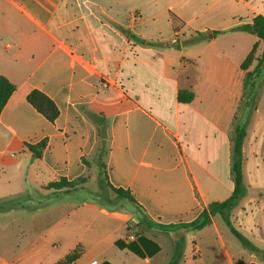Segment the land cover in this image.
Returning a JSON list of instances; mask_svg holds the SVG:
<instances>
[{
  "label": "crops",
  "instance_id": "0c3cea01",
  "mask_svg": "<svg viewBox=\"0 0 264 264\" xmlns=\"http://www.w3.org/2000/svg\"><path fill=\"white\" fill-rule=\"evenodd\" d=\"M258 16L264 0H0V77L16 88L0 114V186L16 189V198L83 177L106 133L107 181L130 192L150 224L135 207L83 202L69 215L91 221L63 219L49 246L82 247L76 264H170L177 245L178 264H264L225 238L219 215L202 230L186 226L234 190V129L254 69L242 64L254 47L257 58L264 51L238 28ZM177 37L181 49L173 50ZM189 63L195 98L185 104L178 84ZM33 91L55 103L56 120L29 103ZM42 142L35 158L29 146ZM214 184L215 193L228 191L223 198L213 200ZM133 218L147 230L139 233ZM209 230L217 246L203 244ZM117 241L134 243L143 257Z\"/></svg>",
  "mask_w": 264,
  "mask_h": 264
},
{
  "label": "rangeland",
  "instance_id": "374dc122",
  "mask_svg": "<svg viewBox=\"0 0 264 264\" xmlns=\"http://www.w3.org/2000/svg\"><path fill=\"white\" fill-rule=\"evenodd\" d=\"M261 56L257 58L255 53L254 68ZM250 84L253 89L249 94L245 91L236 121L249 135L250 144L243 161L246 195L233 210L231 220L234 227L258 249L256 255L264 262V63ZM214 186L215 189L210 191L213 200L223 198L228 192L217 194L215 192L221 187ZM61 187L29 189L15 198L16 189L0 186V264H3L2 260L7 264H56L65 259L73 251L68 252L70 244L63 242L60 246H49V239L53 233L56 234L52 240L60 237L59 223L63 219H80L86 224L91 221L85 215L80 218L69 215L76 207L83 206V202H95L109 210L113 206L126 210L134 208L128 200L118 198L108 186L101 162L76 184ZM80 211L85 210L77 213ZM223 225L221 229L225 238L237 241L225 222ZM207 232L210 234L202 239L203 244L207 243L206 247L217 246L212 230ZM86 243L89 246L93 244L87 238ZM78 260L69 264H76Z\"/></svg>",
  "mask_w": 264,
  "mask_h": 264
},
{
  "label": "trees",
  "instance_id": "16d2710c",
  "mask_svg": "<svg viewBox=\"0 0 264 264\" xmlns=\"http://www.w3.org/2000/svg\"><path fill=\"white\" fill-rule=\"evenodd\" d=\"M243 32L256 35L263 43H264V17L258 16L256 17L251 24H247L238 28ZM203 36L200 35L196 39H192L191 42H197L202 40ZM256 47H254L246 58V60L242 64V69L247 71L252 64L254 63V55L256 53ZM264 63V51L260 59H258L256 67L251 72H247L244 79V89L248 91V94L251 93L253 87L250 84V80L253 76H256L259 73L262 65ZM184 66V70L180 75L179 84H178V95L177 99L180 103H191L194 98V85L196 83V74L193 67V63L187 64V67ZM15 86L6 78L0 77V114L4 109L6 103L8 102L10 96L15 91ZM248 89V90H247ZM29 103L40 113H42L48 120L54 121L59 115L58 108L55 103L47 97L45 94L39 91H33L28 96ZM247 132L245 128H240L239 125L236 124L234 129L233 136V152H232V165H231V176L234 184V190L231 196L222 202H212L208 205V207L199 215V217L193 221L191 224L186 225L187 227H191L195 230H202L208 227L212 223V218L219 215L222 220L225 222L227 227L230 229L231 233L240 241L242 246L249 251L257 252L258 249L255 248L248 240L243 236L233 225L231 220V214L233 210L237 207L240 200L246 195V188L244 185V176H243V146L244 141L246 139ZM46 143L42 142L37 146H29V149L32 151L35 158L41 156L43 149L45 148ZM107 153V144L106 141L100 139V143L96 148V159L97 162H101V166L105 168L104 158ZM84 177V176H83ZM83 177H80L74 181H68L65 178H61L59 181L51 183L49 186H54L56 189H62L65 185L76 184L78 181L82 180ZM107 179V178H106ZM108 186L112 189V191L116 194L118 198L128 200L134 207L136 211H138L139 219L147 226L148 223L142 209L137 204L134 197L130 194V192L125 191L123 189H116L112 187L108 181ZM48 186V187H49ZM65 188V187H64ZM133 224V223H132ZM134 225V224H133ZM174 226H170L169 228H173ZM138 243L145 248V239L139 238ZM116 246L120 249H128L129 251L143 257V255L135 248V244H125L122 241H117ZM84 249L82 247L75 248L71 253H69L65 259L62 261H58L56 264H69L79 259ZM181 258V253L179 246H176L174 257L170 264H178Z\"/></svg>",
  "mask_w": 264,
  "mask_h": 264
},
{
  "label": "water",
  "instance_id": "95a60500",
  "mask_svg": "<svg viewBox=\"0 0 264 264\" xmlns=\"http://www.w3.org/2000/svg\"><path fill=\"white\" fill-rule=\"evenodd\" d=\"M169 47L173 50H180L181 49L180 38L177 37L174 41H172L169 44ZM103 139H106V133H104ZM133 222L137 225L139 233H143V231L147 230V228L143 224L140 223V220L138 218H133Z\"/></svg>",
  "mask_w": 264,
  "mask_h": 264
},
{
  "label": "built area",
  "instance_id": "2783aa9c",
  "mask_svg": "<svg viewBox=\"0 0 264 264\" xmlns=\"http://www.w3.org/2000/svg\"><path fill=\"white\" fill-rule=\"evenodd\" d=\"M90 264H98L96 261H94V262H92V263H90Z\"/></svg>",
  "mask_w": 264,
  "mask_h": 264
}]
</instances>
